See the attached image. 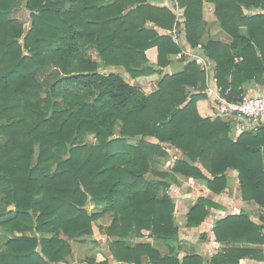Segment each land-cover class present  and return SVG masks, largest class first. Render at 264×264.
Segmentation results:
<instances>
[{"label":"trees","instance_id":"1","mask_svg":"<svg viewBox=\"0 0 264 264\" xmlns=\"http://www.w3.org/2000/svg\"><path fill=\"white\" fill-rule=\"evenodd\" d=\"M23 1L29 30L17 18ZM179 2L185 7L188 40L195 45L202 0ZM216 3L223 29L234 38L233 55L222 60V45L215 42L205 51L216 63L219 86L235 97L242 94L244 80L264 77V14L245 16L243 11L264 10V0ZM174 20L171 11L147 0H0V228L5 235L0 264H68L72 249L66 238L94 233L98 215L87 208L90 201L113 213L103 231L114 239L111 251L118 261L204 264L198 255L179 259L180 228L168 193L175 173L205 179L210 190L222 193L226 173L236 170L243 199L264 209V126L258 135L246 131L234 141L230 121L203 118L197 103L204 96L189 90L199 83L205 87L197 63L165 76L150 94L120 73L104 72L121 67L132 78L156 73L146 54L152 47L158 48L157 66L168 65L169 55L180 48L148 24L171 28ZM240 26L248 28V37L240 34ZM90 48L95 56L87 55ZM50 67L60 75L45 85L36 74ZM229 73L235 81L228 82ZM92 133L95 145L86 142ZM164 144L184 153L169 163L170 171L163 168L170 156ZM213 205L200 199L188 226H199ZM260 219L261 225L247 213L228 216L218 222L216 236L221 240L224 231H231L234 239L263 243L264 215ZM144 231L165 244L166 253L144 242L128 245L129 235L144 237ZM234 252L209 264H240Z\"/></svg>","mask_w":264,"mask_h":264},{"label":"crops","instance_id":"2","mask_svg":"<svg viewBox=\"0 0 264 264\" xmlns=\"http://www.w3.org/2000/svg\"><path fill=\"white\" fill-rule=\"evenodd\" d=\"M154 6L164 7L171 11L174 16V24L171 28H162L160 26L153 27L161 35H169L174 43L180 48V51L169 55L170 63L164 67H158V48L152 47L146 51L147 57L152 65L156 67V73L149 76L132 78L121 67H111L104 72L120 73L123 78L130 84H137L145 93H152L158 89L159 82L167 75L173 76L185 72L187 66L192 63L191 56L199 53L198 45L207 47L211 42L222 45L224 54L218 55L222 60L229 59L233 55L230 47L234 41L233 36L225 31L216 15L217 3L216 0H202L200 14L202 15V24L198 31L197 43L192 45L188 40L186 33V16L184 14L185 7L179 0H147ZM200 4V2H199ZM245 16H255L264 14V10L258 7L244 8ZM178 16V18H177ZM239 32L241 35L248 37L249 30L246 26H240ZM205 55L209 64V69L205 73V87L200 88L202 83H199L198 89L190 88L193 93L203 94L198 103V111L203 118L215 119L216 109L213 100L207 95L208 88L220 87L217 74L216 63L209 58L207 51ZM236 61L240 59L236 58ZM235 72V71H232ZM228 82L235 81L233 73L227 75ZM239 89L242 93L261 94L264 92V77L258 81L253 78L244 80ZM232 139L237 141L240 136L246 131H252L250 124L243 118H235L230 121ZM254 136L258 132L253 133ZM97 140V138H95ZM150 142L158 143V139L149 137ZM169 152L170 163L177 159H183L184 153L176 149L170 144H164ZM264 161V147L262 149ZM172 161V162H171ZM199 167L201 165L197 164ZM166 171H170L169 165L163 167ZM202 171L208 175L207 171L201 167ZM228 177V185L222 193H215L208 188V181L205 179L190 178L181 173H175L177 181L168 179L170 188L169 195L172 197L175 204V221L180 228V245L181 252L179 259L182 260L188 255H198L203 258L204 264L211 263V260L219 255H224L228 251H235V255L240 257V264H264V242L250 243L251 241L243 239V236H237V239L232 237L229 232L224 231L221 234L222 239L219 240L215 233V228L219 221L228 216H238L242 213L250 215L252 222L261 225V216L264 215V209L255 201H246L242 197L239 184V172L229 170L226 173ZM209 176V175H208ZM206 198L214 203L213 206L207 208L209 215L197 227L188 226L189 214L192 209L198 204L199 200ZM87 208L93 214L98 215V219L94 222V233L91 236H85L80 239H67L71 245L72 254L67 258L68 264H88L85 260L93 259L100 264H125L114 258L111 251L113 238L101 232L102 228H108L113 221V213L107 212L104 207L96 206L90 201ZM263 226V225H262ZM0 231L2 229L0 228ZM232 233V232H231ZM4 234V233H3ZM147 239H138L135 235H129L126 239L131 247H137L139 243H148L156 246L162 252L167 251V246L160 241L152 238L150 232H146ZM2 236V239H4ZM50 237V234L44 235ZM149 236V237H148ZM231 238L224 240V237ZM234 236V235H233ZM264 237V228L262 230ZM228 238V237H227Z\"/></svg>","mask_w":264,"mask_h":264},{"label":"built area","instance_id":"3","mask_svg":"<svg viewBox=\"0 0 264 264\" xmlns=\"http://www.w3.org/2000/svg\"><path fill=\"white\" fill-rule=\"evenodd\" d=\"M178 18V16H177ZM199 53L191 56L192 61L209 69L203 45H198ZM207 95L213 100L216 116L227 121L243 118L249 122L252 131L257 132L264 126V92L261 94L242 93L233 97L231 90L221 87L208 88Z\"/></svg>","mask_w":264,"mask_h":264},{"label":"rangeland","instance_id":"4","mask_svg":"<svg viewBox=\"0 0 264 264\" xmlns=\"http://www.w3.org/2000/svg\"><path fill=\"white\" fill-rule=\"evenodd\" d=\"M18 6L19 7H18V11H17L18 12L17 13V18L24 24V26L26 27V30H29L30 12L26 9L25 1L20 2L18 4ZM82 48H84V46ZM86 53H87V55H92L93 54L95 56L96 51H95L94 48H90V49L86 50ZM59 75H60V71L58 69L50 67L49 69H47L45 71H38L37 74H36V77H37V79L39 81L43 82L45 85H48V84L54 82L59 77ZM95 138H96L95 134H93V133L92 134H87L86 142L88 144L95 145L97 143V140ZM3 143H4V140H0V146ZM169 163H170V159H167L165 165H169ZM103 230L104 229L101 226V232H104ZM146 232L147 231L143 232L144 237H140V238L137 237V238L138 239H147L146 238V236H147ZM3 233H4L3 231H0V244H2V241H3V239H2V236L4 235ZM149 236H151V235H149Z\"/></svg>","mask_w":264,"mask_h":264}]
</instances>
